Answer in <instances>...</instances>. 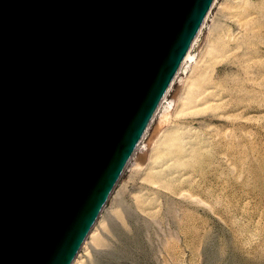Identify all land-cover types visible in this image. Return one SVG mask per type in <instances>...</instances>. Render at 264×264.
<instances>
[{"label": "water", "instance_id": "obj_1", "mask_svg": "<svg viewBox=\"0 0 264 264\" xmlns=\"http://www.w3.org/2000/svg\"><path fill=\"white\" fill-rule=\"evenodd\" d=\"M214 0H0V264H72Z\"/></svg>", "mask_w": 264, "mask_h": 264}, {"label": "rangeland", "instance_id": "obj_2", "mask_svg": "<svg viewBox=\"0 0 264 264\" xmlns=\"http://www.w3.org/2000/svg\"><path fill=\"white\" fill-rule=\"evenodd\" d=\"M72 264H264V0H216Z\"/></svg>", "mask_w": 264, "mask_h": 264}, {"label": "bare ground", "instance_id": "obj_3", "mask_svg": "<svg viewBox=\"0 0 264 264\" xmlns=\"http://www.w3.org/2000/svg\"><path fill=\"white\" fill-rule=\"evenodd\" d=\"M215 2H216V0L213 1L212 6L215 4ZM212 6H211V7H212ZM208 14H209V12H208ZM208 14H207L206 17H205V19H204V21H203V23H202V25H201V27H200V29H199V32L197 33L196 37L194 38L192 44L190 45V48H189L188 52L186 53V55H185V57H184V59H183L181 65H180V67H179V69H178V71H177V73H176V75H175L173 81L175 80V78L177 77V75H179V73L181 72V70L183 69V67L185 66V64H187L188 62L192 61V59L194 58V55L192 54V50H193L195 44L197 43V40H198V38H199V36H200V34H201V31L203 30V27H204V25H205V22H206V19H207V17H208ZM193 60H194V59H193ZM173 81H172V83H173ZM172 83H171V85L169 86V89L171 88ZM169 89L167 90V92H166L165 95L163 96V98H162V100H161V102H160V104H159V106H158V108H157V110H156V112H155L153 118L155 117L157 111H159V109L161 108V106H162V105L164 104V102L167 100V94H168V92H169ZM153 118H152L151 122L153 121ZM151 122H150V124H151ZM150 124H149V126H150ZM149 126L147 127V129L149 128ZM147 129H146L145 133L147 132ZM145 133H144L143 137L145 136ZM143 137L141 138V140H143ZM140 145H141V141H140L139 144L137 145V148L135 149V151H136L137 149H139V146H140Z\"/></svg>", "mask_w": 264, "mask_h": 264}]
</instances>
